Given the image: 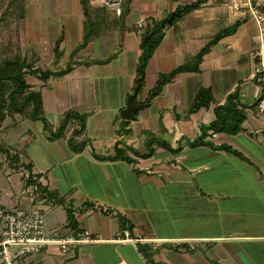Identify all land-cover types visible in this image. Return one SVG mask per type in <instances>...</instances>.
<instances>
[{"label":"crops","instance_id":"0c3cea01","mask_svg":"<svg viewBox=\"0 0 264 264\" xmlns=\"http://www.w3.org/2000/svg\"><path fill=\"white\" fill-rule=\"evenodd\" d=\"M89 1L91 16L106 8L112 27L100 26L85 46L88 17L82 0L5 4L16 47L31 64L27 82L42 93L50 127L22 113H7L0 128V205L39 206L51 234L73 233L71 205L76 228L101 239L74 245L69 255L51 244L16 264H264V178L247 162L250 174L243 175L240 167L233 171L231 157L238 156L219 148L225 144L238 150L236 140L241 146L247 141L264 145L254 139L256 132L264 134L259 106L264 89L257 80L264 20L258 24L232 0H208L166 25L165 37L145 68L146 86L141 94L140 87L136 104L147 102L161 74L193 60L240 21L235 32L213 43L197 72L178 73L134 119H125L121 111L139 74L142 34L195 0H120L121 7H129L122 16L105 0ZM72 36L77 38L68 49ZM68 67L71 71L48 80L39 72ZM203 89L213 101L192 110ZM236 91L247 106L246 130L212 133L207 143L193 145L202 126L215 119V107ZM69 110L87 115L85 127L75 133L80 126L72 121L57 137L54 133ZM71 137L76 148L84 145L82 150L70 147ZM30 172L35 175L31 184L26 178ZM38 184L54 194H40ZM60 198L66 203H59ZM117 213L132 228L124 229Z\"/></svg>","mask_w":264,"mask_h":264},{"label":"trees","instance_id":"16d2710c","mask_svg":"<svg viewBox=\"0 0 264 264\" xmlns=\"http://www.w3.org/2000/svg\"><path fill=\"white\" fill-rule=\"evenodd\" d=\"M17 1V0H13ZM208 0H195L191 3L180 5L178 9L181 14L180 16L176 17L173 20V25L177 20L185 16L187 13H190L196 9H199L203 3L207 2ZM90 1L89 0H82V4L85 9V15L88 17V24L86 27V32L84 35V40L82 46L87 45L91 39L97 36L100 33V26L105 27V29H110L112 26L109 25V22L106 20L108 17V12L106 8H98L94 13V16H91L90 13ZM6 12L9 11V7H5ZM129 7L124 6L122 7L121 16L125 11H127ZM6 12L2 15L5 16ZM172 15V14H171ZM170 15V16H171ZM169 16V17H170ZM168 17V18H169ZM167 20V19H166ZM165 20V21H166ZM162 22L155 23L153 26L148 27L146 31L142 34V56L139 66V74L144 75L145 77V68L148 64V61L154 54L156 48L161 44L165 37V29L162 27ZM240 21H237L233 26L227 28L221 35L225 33H232L235 32L237 27L239 26ZM218 36L219 37H221ZM217 38V39H218ZM216 39V40H217ZM210 42L208 46L204 47L202 50L198 52L195 58L191 61L186 62L185 64L175 68L169 73H163L159 76L156 88L153 91V94L156 95L159 93L167 82L171 81L178 73L180 72H197L199 70V65L201 60L206 54L213 43L216 41ZM56 51V58L59 59L61 57V51L59 49V44L57 46ZM195 65V66H193ZM31 69V64L23 58V56L19 53V50L15 52L13 55H5L2 56L0 53V128L6 118L7 113H22L27 115L29 118L33 120H41L44 122V126L46 129L50 127V124L47 118L44 115L43 111V97L40 91L31 90L30 86L27 82L26 75ZM71 67H68L66 70H59L57 72H53L50 70H40L41 78L43 80H48L53 76H63L67 72L71 71ZM138 74V75H139ZM260 73H258V83L263 85L262 81L260 80ZM144 79L141 80V87L143 85ZM264 87V86H263ZM263 97V96H262ZM262 98L259 99V102ZM206 101V102H205ZM213 101L211 92L209 90L203 89L197 95L195 103L193 105L192 110H197L201 105L204 103L210 104ZM136 102V99H134ZM247 106L243 105L239 102V91L231 93L224 104H218L215 107V119L209 123L207 126H202V135L195 139L193 145H202L207 143L205 140L209 134L212 133H226L229 135H236L242 131H245L244 122L247 119ZM86 114H80L75 110L67 111L61 119L60 125L57 127L55 136L59 137L62 136L65 129L70 125L72 121H78L80 130H76L75 133H79L83 131L86 123ZM129 122V120H125ZM211 131V132H210ZM68 143L71 148L74 150H82L84 145H80L78 148L74 146L73 138H69ZM220 149L230 151L235 155L241 156V152L237 149L233 148L230 145H221L219 146ZM149 154V153H148ZM148 154H140L139 156L146 157ZM127 159V158H126ZM35 175L33 173H29L26 177L27 180H30L28 183L31 184L33 182V178ZM38 189H40V194L42 195H53L54 193L50 191L47 187H44L42 184H38ZM59 203L65 204V200L60 198ZM89 205L95 206L94 202H88ZM68 215L70 220V225H72L74 231H79L77 229V224L75 223V216L74 210L72 209L71 205H68ZM116 216L122 222V227L124 229L132 228L129 224L127 218L117 213Z\"/></svg>","mask_w":264,"mask_h":264},{"label":"built area","instance_id":"2783aa9c","mask_svg":"<svg viewBox=\"0 0 264 264\" xmlns=\"http://www.w3.org/2000/svg\"><path fill=\"white\" fill-rule=\"evenodd\" d=\"M238 8L237 0H232ZM105 4L120 15L122 7L120 0H105ZM248 7V16L258 24L264 20V0H247L242 4ZM142 27V22H138ZM261 38L264 43V29L261 28ZM260 80L264 86V55H261ZM264 89V87H263ZM264 111V94L259 102ZM129 237V231H125ZM101 239L88 230L73 231L71 234L49 233L46 225V215L39 206L28 208H6L0 205V264H16L27 255L42 252L47 246L57 244L64 255H69L72 246L87 242H97Z\"/></svg>","mask_w":264,"mask_h":264},{"label":"rangeland","instance_id":"374dc122","mask_svg":"<svg viewBox=\"0 0 264 264\" xmlns=\"http://www.w3.org/2000/svg\"><path fill=\"white\" fill-rule=\"evenodd\" d=\"M7 0H0V53L2 56L7 55H13L15 52L18 51L16 47V40H15V32H14V24L8 22L5 18L2 17L4 12H6L5 4ZM244 2H247V0H237L238 8L246 9L248 10L247 6H242ZM234 3V2H233ZM235 4V3H234ZM236 7V6H235ZM77 37H71V40L68 41V49L72 45H74L75 40ZM73 50V49H72ZM146 86V81H144L143 87L140 91H143L144 87ZM255 140L259 139L261 142H264V134H262L260 131L254 135ZM244 138V136H243ZM257 141L261 143L260 141ZM239 144L238 151L241 152V156L238 155V157L232 156L233 161L236 163L234 164L233 171L238 170L243 173V171H248L247 173L250 174L249 169L246 167V162L250 165H253L256 169L259 175L264 178V145H258L255 142H249L247 144H244L241 146L240 140H236ZM250 144V145H249ZM228 153H231L230 151H227ZM233 154V153H231ZM234 155V154H233ZM237 156V155H236ZM236 166V167H235ZM254 190H262L260 187L255 188Z\"/></svg>","mask_w":264,"mask_h":264},{"label":"water","instance_id":"95a60500","mask_svg":"<svg viewBox=\"0 0 264 264\" xmlns=\"http://www.w3.org/2000/svg\"><path fill=\"white\" fill-rule=\"evenodd\" d=\"M180 12L177 11L173 13L166 21L162 22V27L165 28L166 25H171L173 23V20L177 17L180 16ZM144 79V75L139 74L137 79H136V84L133 88L132 93L127 97V102H126V107L121 111V115L125 119H134L135 118V113L138 112L139 110L145 108L150 104V98L154 96L152 93L150 95V98L147 100L145 104H136L134 103V99L138 95L139 89L141 87V80Z\"/></svg>","mask_w":264,"mask_h":264}]
</instances>
